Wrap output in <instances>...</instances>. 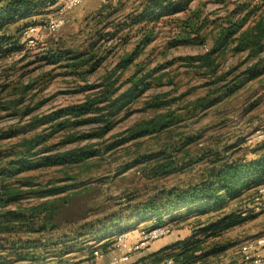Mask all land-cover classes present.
I'll return each mask as SVG.
<instances>
[{
    "label": "rangeland",
    "instance_id": "obj_1",
    "mask_svg": "<svg viewBox=\"0 0 264 264\" xmlns=\"http://www.w3.org/2000/svg\"><path fill=\"white\" fill-rule=\"evenodd\" d=\"M147 1L83 0L65 13V25L42 33L43 41L38 45L0 60V171L11 170L24 160L34 165L65 152H92L82 164L30 169L10 180L22 183L23 190L31 193L18 206L7 209L33 210L38 219L36 228H41L38 233H26L18 227L9 235L16 246L28 241L46 244L51 256L58 238H74L71 233L86 225L99 231L110 228L115 219H130V214L157 200L160 193L200 182L217 154L250 159L256 156L252 150L264 142L249 143L258 131L264 133V52L255 57L249 51H236L232 39L215 55V77L191 59L214 47L230 16L237 19L258 6L245 30L264 20V6L257 5L258 0H192L176 15L142 24L138 20ZM197 15L201 16L199 32L188 33V41L177 42L188 35L184 33L186 20ZM50 48L89 52L83 58L93 56L100 64L92 72H84L89 68L86 65L72 73L69 70L74 68L64 64L73 60L51 63L43 59ZM130 55L132 64L122 68V59ZM259 62L261 67L254 70ZM254 72L263 73L255 77ZM108 76L116 82L112 95L106 93L104 85ZM145 76L148 85L144 92L122 100L121 108L109 114L112 102L131 89V81ZM87 102L93 111L76 116L75 107ZM164 114L170 115L167 129L132 135L143 122ZM46 115H52L54 121L35 123L36 117ZM160 154L161 158L146 161ZM50 190L61 193L45 195ZM52 206L56 208L55 228L46 219ZM181 214L187 220L172 225L173 233L167 237L170 241L185 238L197 220L209 216L189 217L185 210ZM175 217L166 214L164 220ZM145 222L151 221L138 224ZM43 224H47V231H43ZM139 229L131 230L136 231L133 235ZM263 232L264 212L212 240L229 246L214 264H233L241 244ZM86 238L85 248L99 244L92 237ZM72 258L73 264L84 262L82 251Z\"/></svg>",
    "mask_w": 264,
    "mask_h": 264
},
{
    "label": "trees",
    "instance_id": "obj_2",
    "mask_svg": "<svg viewBox=\"0 0 264 264\" xmlns=\"http://www.w3.org/2000/svg\"><path fill=\"white\" fill-rule=\"evenodd\" d=\"M190 1L192 0H148L142 6L143 10L138 21L142 24H148L159 21L165 16L176 15L184 11L185 4ZM47 2L48 0H0V60L29 51L24 32L30 25L37 23L32 21L42 15ZM257 3L259 6H264V0H258ZM238 9L243 12L242 7ZM257 9H259L258 6L252 10H247L245 15L237 19L230 16L228 25L221 30L215 40L214 47L205 55L191 58L192 61L202 64L210 71L211 76L215 77L218 73L215 55L223 50L232 39L236 51H249L252 56L259 57L264 52V20H260L252 27L244 30L249 17ZM200 19L201 16L197 15L186 20L184 33H189L191 36L193 32L198 33L202 27L198 24ZM189 34L176 41H188L190 39ZM46 53L47 55L43 59L51 63L73 60V62L64 64L65 67L74 68V70H69L72 73H78L79 69L86 65L89 68L84 72H92L100 64L99 60L95 59L94 61L93 56L83 58L89 52L74 53L50 48ZM132 57L130 55L123 58L121 67L128 69L132 64ZM260 62L255 64L254 70L261 67ZM262 73L254 72L252 75L257 77ZM112 78L113 76H108L104 82L106 93H111V95L117 90L114 88L116 82H113ZM221 78L223 76H219V79ZM146 80L147 76L142 79H133L131 81L132 87L125 92V96L122 95L112 102V110L109 114H113L121 108L122 100L129 101L137 95H141L148 85ZM137 87L140 88L135 92ZM74 111L76 116H85L93 109L91 103L87 102L76 106ZM169 116L164 114L143 122L132 131V135L139 137L154 132H162L171 123ZM54 119L52 115H46L36 117L34 121L37 125H44L50 121L53 122ZM107 123L111 122L107 121ZM104 134L105 130H103ZM97 135L101 137L102 133ZM32 145L30 143V146L34 148L35 146ZM258 145L252 150L256 156L250 159L245 157L234 159L223 154H217V158L212 161L213 166L200 182L160 193L157 200L137 208V212L130 214V219H115L110 228H102L99 231L97 229L91 230L86 225L76 233H71L74 238L68 239L69 236L66 235L63 238H58L57 246L50 251L52 252L51 256H49L50 253L46 244L41 245L35 242L31 244L28 241L26 245L16 246V243H11L9 235L17 232L18 227H22L26 233H38L41 228H36L38 219L33 210H25L22 207L15 210L7 209L9 206H18L20 201L25 199V196L30 192L23 190L22 183H18V181L13 183L10 180L30 169L82 164L92 157V152L80 149L43 158L34 165L28 164L27 160L15 164L11 170L0 171V264H73L72 255L79 251L84 254L85 250L88 249L84 246L85 241L83 239L86 237H92V240L99 243L105 241L98 250L107 253L112 248L114 237L118 233L134 230V227L123 228L122 225L133 221L154 220V223L172 227L173 224L187 220V216H181L183 215L181 210H185L184 215H189V217L201 219L203 216H209L205 220H197L192 226L191 233L185 238L140 259L141 264H161L169 258L173 259L175 264H214V260L226 252L229 246L213 243L212 240L222 237L234 228L247 224L262 213L255 212L253 209L257 191L264 184V142H259ZM162 156L163 154L150 156L146 158V161ZM56 193H61V191L50 190L45 195H55ZM45 195L43 197H47ZM165 197L166 199H164ZM163 200L166 202L163 203ZM235 202H238V207H236L237 204L235 205L236 208L233 207ZM178 211L180 212L176 215ZM55 213L56 208L52 206L46 215L47 222L50 221L53 228L57 227L54 223ZM166 214L176 217L165 221ZM107 222L109 223V220ZM45 230L47 231V224L43 226V231ZM75 239L80 241L74 242ZM10 249H13L10 251L11 254L8 252ZM35 254H42L43 257L35 256ZM88 256L90 257L87 260L96 257L93 250Z\"/></svg>",
    "mask_w": 264,
    "mask_h": 264
},
{
    "label": "built area",
    "instance_id": "obj_3",
    "mask_svg": "<svg viewBox=\"0 0 264 264\" xmlns=\"http://www.w3.org/2000/svg\"><path fill=\"white\" fill-rule=\"evenodd\" d=\"M83 0H48L44 12L40 16V21L30 25L24 32L28 47H35L38 42L43 41L42 33L55 32L65 25V13L79 6ZM264 133L258 131L256 136L249 139L262 141ZM255 212L264 211V184L257 191L253 204ZM125 230L114 237L112 250L115 255L106 258L105 253L96 251V258L100 259L98 264H141L140 260L134 257L142 251L149 249L151 245L164 237L173 233L169 225L154 223L148 227L142 226L139 231ZM264 232L253 238L247 239L241 244V259L238 264H264ZM161 264H175L173 259H165Z\"/></svg>",
    "mask_w": 264,
    "mask_h": 264
},
{
    "label": "crops",
    "instance_id": "obj_4",
    "mask_svg": "<svg viewBox=\"0 0 264 264\" xmlns=\"http://www.w3.org/2000/svg\"><path fill=\"white\" fill-rule=\"evenodd\" d=\"M146 223H148L147 225H145ZM152 224H154V220H153V223H152V221L151 222H145V223H143V225L142 226H145V227H148V226H150V225H152ZM142 226H139V224H138V222L137 221H133V222H131V223H128V224H126L125 226H124V228H126V227H130V228H132V227H134V230H136L137 228H139V227H142ZM133 232V231H132ZM134 232H136V231H134ZM262 234V233H261ZM259 235V234H258ZM257 236V235H256ZM168 237V236H167ZM167 237H164V238H162V239H160V240H157V241H155L152 245H151V247L149 248V249H146V250H144V251H142L141 253H139V254H137L135 257H134V260H140V259H143V258H145V257H147L148 255H150V254H152V253H155V252H157V251H159L160 249H162V248H164V247H166V246H168V245H171L172 243H174V242H176V241H178V240H181V239H183V238H177V239H175V240H172V241H170V239H168ZM253 237H255V236H253ZM253 237H251V238H253ZM250 239V238H249ZM105 242L103 241V242H100L98 245H96V246H94V247H92V248H88V249H86L85 250V252H84V262H82V264H98V263H100V259H98V258H96L95 257V259L93 258V259H91V260H87V258L88 257H90V256H88L89 254H90V252L93 250L94 251V254H95V252L96 251H99L98 249H100V247L104 244ZM239 255L237 256V258L235 259L236 261L233 263V264H238V262L240 261V259H241V254H240V252L238 253ZM105 255H106V258L108 259L109 257H112L113 255H115V252L112 250V248H110V250L107 252V253H105ZM263 255H264V250H263Z\"/></svg>",
    "mask_w": 264,
    "mask_h": 264
}]
</instances>
